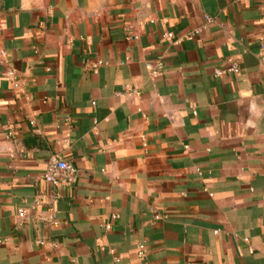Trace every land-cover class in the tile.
<instances>
[{
  "label": "crops",
  "instance_id": "obj_1",
  "mask_svg": "<svg viewBox=\"0 0 264 264\" xmlns=\"http://www.w3.org/2000/svg\"><path fill=\"white\" fill-rule=\"evenodd\" d=\"M0 264H264V0H0Z\"/></svg>",
  "mask_w": 264,
  "mask_h": 264
},
{
  "label": "built area",
  "instance_id": "obj_2",
  "mask_svg": "<svg viewBox=\"0 0 264 264\" xmlns=\"http://www.w3.org/2000/svg\"><path fill=\"white\" fill-rule=\"evenodd\" d=\"M167 39H172L173 36L171 34H167L165 36ZM101 62L96 64L93 67V70L97 72L98 68L101 66ZM235 73L239 74L240 70L236 64L230 65L226 70H218L217 75H221L223 73ZM158 73V69H153L152 74L155 76ZM9 77L14 79V72L9 73ZM11 137L13 134H10ZM43 178L46 183L54 186V187H63V186H72L78 181V171L76 168L65 159L61 158L59 155H54L50 158L47 169L43 175ZM25 211L19 210L18 215L19 218H24ZM40 244H44V241H40ZM139 256L141 258L145 257V246H139Z\"/></svg>",
  "mask_w": 264,
  "mask_h": 264
}]
</instances>
